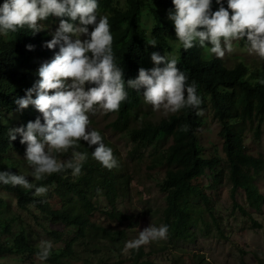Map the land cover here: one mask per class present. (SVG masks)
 Wrapping results in <instances>:
<instances>
[{
    "label": "trees",
    "instance_id": "16d2710c",
    "mask_svg": "<svg viewBox=\"0 0 264 264\" xmlns=\"http://www.w3.org/2000/svg\"><path fill=\"white\" fill-rule=\"evenodd\" d=\"M5 0H0V6ZM155 4L153 8L152 4ZM227 9V0H223ZM110 12L108 18L110 32L113 36L112 50L114 62L123 69L125 84L130 79L138 77L139 69H146L148 45L145 33L141 28V14L149 9L154 18L156 28L153 36L168 45L167 40L177 41L174 26L165 21L164 15L157 9L168 12L174 10L172 0H128V10L122 12L113 7L111 1L103 4ZM219 5L212 0L213 12ZM231 15V10H229ZM68 19V18H62ZM15 41H0V109H11L25 116L23 127L28 122H34L38 117L43 123L42 114L34 106L17 111L15 101L25 96L26 91L32 89L39 81L38 70L43 64V59H53L59 47L48 49L44 45L52 38H46L45 31L33 33L27 26L18 29ZM246 41V37L244 38ZM31 45L29 51L27 46ZM205 48L199 44L191 49H179L177 67L188 78V84L194 81L197 86V95L201 98L200 108L205 110L209 106L214 110V116L221 125L220 136L223 140V152L230 166V180L232 192L238 189L245 192L247 204L258 212L264 208V194L256 181L264 169V161L246 153L244 138L248 127L262 120L264 121V73L255 83L246 80L248 68L245 64L227 67L223 59L216 57L205 59ZM127 99L121 103L116 120L111 124L117 132H131L132 141L136 144L150 145L161 135L171 138V145L164 151L153 155L150 169L163 167L167 170L164 180V190L167 191L166 205L162 210V223L168 227V234L173 238L189 239L200 218L207 211L205 207L210 203L199 179L205 174L206 169L213 170L220 165L217 158L204 159L198 146V132L201 127V116L196 115L195 109L185 107L177 113L161 119L157 123L148 122L139 128H131L134 114L137 113L143 102L144 89L139 91L127 88ZM52 94L51 92L49 93ZM33 99L36 98L33 93ZM210 98V101H208ZM188 130H182L183 126ZM8 128L0 125V172L15 171L1 166L3 154L12 146L19 151H25L26 145L20 143L21 137L10 141ZM260 128L256 130V137L260 138ZM102 142L106 147L102 136ZM98 145L91 147L87 142L77 141V148L82 153H87V159L82 162L81 173L72 175L71 169L49 175L37 182V186H53L55 189L49 197L34 196V189L25 191L21 186L4 185L0 183V193L9 192L16 198L17 206L26 210L30 205L48 215L53 222L62 223L66 227H75L76 237L67 244L62 255L48 257L46 261L52 264H68L63 261L64 256L75 254L74 244L80 238H89L97 245L106 240L121 254L120 244L128 237L127 224L132 217L116 207L117 199L122 195L126 186L122 174H115L112 169L104 168L93 157L92 153ZM244 166L248 169L244 170ZM106 197L111 210H99L93 198L97 195ZM58 198L61 203L56 208L50 202L52 197ZM205 206H203L202 204ZM240 212L251 216V212L243 205L235 202ZM252 217V216H251ZM257 227L259 223L255 222ZM0 222V230L3 229ZM132 223L128 225V228ZM7 230L8 226H7ZM40 251L29 245L25 236L16 238L12 246H0V255L5 254H35ZM148 253L141 246L138 250L131 249L130 255L117 261L95 263L87 260L84 264H155L146 259ZM179 264V263H176Z\"/></svg>",
    "mask_w": 264,
    "mask_h": 264
},
{
    "label": "clouds",
    "instance_id": "9594fccd",
    "mask_svg": "<svg viewBox=\"0 0 264 264\" xmlns=\"http://www.w3.org/2000/svg\"><path fill=\"white\" fill-rule=\"evenodd\" d=\"M216 3L219 8L213 12L212 0H172L174 10L168 11V19L174 23L178 46L188 50L198 43L205 48L207 42L211 44L207 47L209 53L222 59L226 53L234 51V41H244L250 54L264 59V0H227L228 10L223 0H216ZM97 9V0H5L0 6V34L3 35L15 33L25 26L37 33L45 30L41 22L49 17L68 18L60 19L52 39L44 45L50 50L59 47L58 53L40 66L39 81L26 91L24 97L15 101L17 111L34 106L44 122L41 123L38 117L34 122H28L26 128L8 131L10 141L19 135L20 143L27 146L25 160L32 168L35 181L66 169L78 176L87 153L73 151L72 157L62 162L53 153L74 149L81 140L90 147L98 145L92 157L104 168L110 170L118 166L113 150L105 146L101 134L89 130L87 113L118 111L127 99L126 86L136 91L144 89V102L154 111L176 113L189 107L197 110V116L203 115L197 86L194 81L188 84V78L177 67L174 56L153 52L154 67L140 68L138 77L125 84L123 69L114 62L108 17L99 16L97 22ZM89 25L94 26L91 32ZM81 35L88 38L81 41ZM151 46H157L155 40ZM27 48L32 50L31 45ZM86 83L95 86L86 91ZM260 83L264 84V80ZM182 130L187 131L188 126H183ZM0 183L34 189L33 195L37 197L48 191L45 186L29 182L24 175L9 171L0 172ZM167 233L166 225L156 227L151 224L140 231L137 239L128 241L123 251L138 250L141 246L165 240ZM51 248V242L41 241L38 259L46 261Z\"/></svg>",
    "mask_w": 264,
    "mask_h": 264
},
{
    "label": "rangeland",
    "instance_id": "374dc122",
    "mask_svg": "<svg viewBox=\"0 0 264 264\" xmlns=\"http://www.w3.org/2000/svg\"><path fill=\"white\" fill-rule=\"evenodd\" d=\"M111 1L113 7L122 12L128 10V0H97V22L99 16L110 17V12L103 6L104 2ZM155 8V4H152ZM157 9L165 17V21L174 26L168 19V12L161 8ZM60 19L49 17L47 21L41 22L45 26L46 38H52V33L59 26ZM78 23V21H77ZM93 25H89V32L93 30ZM141 28L145 33V40L148 45L146 70L154 67L151 61V54L159 52L162 56H174L179 59L178 42L167 40L164 45L156 37L153 31L156 28L154 18L149 9L143 10L141 14ZM81 41L88 37L81 35ZM15 36L0 34V41H15ZM75 39V37H73ZM155 40L157 46H151ZM207 47H211L206 42ZM205 47V59L216 57L210 54ZM234 51L226 53L222 58L227 67L233 68L239 63H243L248 68L246 80L255 83L264 73V59H260L256 54H250L245 47L244 41L233 42ZM89 55H91L89 53ZM51 59H43V63L50 62ZM163 67V65H160ZM70 83V81H68ZM95 85L85 84V90ZM210 101V98H208ZM119 111V110H118ZM118 111L104 113L98 110L87 113L89 116V130L98 131L104 137L105 143L110 145L113 155L118 162V166L112 168L115 174H122L126 190L117 199L118 210L131 215L132 219L124 227H127L128 237L120 245L122 256L130 255L131 250L123 251L128 241L138 238L140 231L151 224L159 227L162 223V210L166 205L167 191L164 190V180L167 177V170L163 167L150 169L151 160L154 154L166 150L171 145V138L161 135L150 145L136 144L132 141L131 132H117L113 130L111 124L116 120ZM177 113V112H176ZM174 113H165L163 110L154 111L151 105L143 102L137 113L131 128H139L148 122L157 123L161 119ZM25 116L11 109H0V125L8 130L23 127ZM260 128L261 136L256 137V130ZM221 125L214 116V110L210 105L203 110L201 116V127L198 132V146L200 154L204 159L217 158L220 165L210 170L206 169L205 174L199 179L210 203L205 207L207 211L200 218L197 226L192 229L189 239L173 238L167 233V239L152 242L144 245L148 256L147 260L155 264H264V208L262 212L253 210L247 204L245 192L238 189L232 192V182L230 180V166L226 155L223 152V140L220 136ZM244 147L247 154L262 159L264 161V121H257L253 127H248L244 138ZM73 151L80 152L77 146L63 153H53L58 161H65L72 157ZM1 166L15 171L16 175H24L29 182L37 183L32 176V168L25 160V151H19L12 146L1 160ZM248 167L244 166V170ZM49 175H46L48 177ZM43 180V179H42ZM257 185L264 194V169L258 176ZM48 191L43 196L49 197L55 189L53 186H45ZM24 189V188H23ZM29 191L30 189H24ZM93 201L99 210L109 211V205L105 196L99 194ZM56 208L61 206L60 201L55 196L50 199ZM235 202L246 207L251 212L247 216L240 212L235 206ZM202 204V202L200 203ZM205 206L204 204H202ZM0 222L5 225L0 230V246H12L16 238L25 236L30 246L40 251V242H51L52 248L49 257L62 255L66 246L77 235L75 227H66L62 223H55L52 219L40 210L30 207L22 210L17 206L16 198L12 193H0ZM259 223V227L255 224ZM132 226L128 228V225ZM7 226L8 229L7 230ZM89 238H80L74 244L75 254L64 256L63 261L68 264H84L87 260L95 263L117 261L121 254L108 241L103 240L97 245ZM0 264H52L48 261H40L35 254H5L0 255Z\"/></svg>",
    "mask_w": 264,
    "mask_h": 264
}]
</instances>
